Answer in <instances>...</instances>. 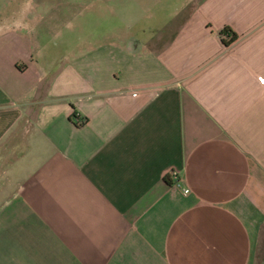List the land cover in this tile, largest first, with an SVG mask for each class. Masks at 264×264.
<instances>
[{
    "label": "crops",
    "instance_id": "crops-1",
    "mask_svg": "<svg viewBox=\"0 0 264 264\" xmlns=\"http://www.w3.org/2000/svg\"><path fill=\"white\" fill-rule=\"evenodd\" d=\"M46 1L0 0V264H264V0Z\"/></svg>",
    "mask_w": 264,
    "mask_h": 264
},
{
    "label": "rangeland",
    "instance_id": "rangeland-1",
    "mask_svg": "<svg viewBox=\"0 0 264 264\" xmlns=\"http://www.w3.org/2000/svg\"><path fill=\"white\" fill-rule=\"evenodd\" d=\"M74 1H76V2H72V0H47L45 2V3H47V5L53 6V9H55V11L45 10L43 12L44 13V20L42 22V30L47 36L50 37V39L58 40V38H60V35L59 36L55 35L52 32V29L50 27H47L51 21L54 20L53 22H56L55 19L57 18V15L63 16L65 19H67L69 9L81 11L80 13L82 14L84 9L91 7V5H89V3H88V1H90V0H74ZM95 4H98V3L95 2ZM98 8H100V7L98 6ZM53 15H55L56 17H51ZM262 245L264 246V243Z\"/></svg>",
    "mask_w": 264,
    "mask_h": 264
},
{
    "label": "trees",
    "instance_id": "trees-1",
    "mask_svg": "<svg viewBox=\"0 0 264 264\" xmlns=\"http://www.w3.org/2000/svg\"><path fill=\"white\" fill-rule=\"evenodd\" d=\"M219 34H220V36H222V43L224 45H228L230 42H232L236 39V35L228 27L223 28ZM74 116H75V114H74Z\"/></svg>",
    "mask_w": 264,
    "mask_h": 264
},
{
    "label": "built area",
    "instance_id": "built-area-1",
    "mask_svg": "<svg viewBox=\"0 0 264 264\" xmlns=\"http://www.w3.org/2000/svg\"><path fill=\"white\" fill-rule=\"evenodd\" d=\"M261 81H263V80H261ZM75 114V116H74V118H75V121H77L78 123H80V122H82L80 119V117H79V115L78 114H76V112L74 113ZM170 176L171 177H173L175 180H174V184L176 185V186H179V178H178V173L176 172V171H171L170 172ZM188 193V189H183V194H187Z\"/></svg>",
    "mask_w": 264,
    "mask_h": 264
}]
</instances>
